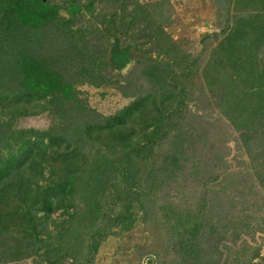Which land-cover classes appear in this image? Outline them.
<instances>
[{"label":"rangeland","instance_id":"rangeland-1","mask_svg":"<svg viewBox=\"0 0 264 264\" xmlns=\"http://www.w3.org/2000/svg\"><path fill=\"white\" fill-rule=\"evenodd\" d=\"M25 1L35 26L0 40V264H264V0ZM17 209L32 233L4 229Z\"/></svg>","mask_w":264,"mask_h":264},{"label":"trees","instance_id":"trees-1","mask_svg":"<svg viewBox=\"0 0 264 264\" xmlns=\"http://www.w3.org/2000/svg\"><path fill=\"white\" fill-rule=\"evenodd\" d=\"M23 1H24V3H26L25 0H23ZM243 1H246V2H248L250 4H252L250 2V0H243ZM3 3H4V0H1L0 4L3 5V6H0V12H2L4 14V18H3L4 20L3 21L0 20V24H2L3 22L6 23V27H4V29H3V27L0 25V40H2L4 38H6L7 40H10V39H13V37H18L16 39H19V41H20L23 38L22 34H23L24 30L25 31L27 30L25 27L22 26V23L27 22L28 25L35 26L34 20H29V21L27 20V18L29 19V17L32 16V13H31V9L32 8L27 9V7L24 5V3L21 4L20 1H19V2L15 3V5L17 4V7L15 8L16 10L14 8H11V9H9L8 14H6L7 8L4 6ZM27 36H28V34H27ZM232 48H233V56H234L235 60L237 61L236 64L242 65V62H241V59H240L242 57H240V55H238L240 49H238L235 44L232 45ZM247 54H250V52H247ZM254 54L255 53H253V55ZM244 58H245L246 62L248 63L249 60L251 61V59L255 58V57H249L248 56V57H244ZM118 59L122 60V59H124V56H120ZM260 64H262V65H260V66L255 65V67H260L259 76H261V74H262V72L264 70L263 69L264 68V60H263V63L261 62ZM248 67L253 72L254 66L251 65V66H248ZM242 77H243V75H242ZM242 77L238 78V76H237V78H236L238 83L241 84V85L244 82L243 81L244 79ZM249 77L250 76L247 74V79H249ZM260 80L259 81L257 80V84L255 86H253L254 89H257L256 86L259 84ZM263 85H264V81H263ZM244 87L247 89V92L249 91V89H253L252 86H248V84H246V83H245ZM258 88H261V87L258 86ZM254 89L252 90L253 92H251L252 94L249 97V99L253 103L252 106H254V107H251V110H253V112L258 111L256 109V107L264 108V99L262 101V99L259 98V95L263 94L264 89L263 90L259 89L260 91L259 90H254ZM228 103H230V101H228ZM248 106H250V105L248 104ZM116 134H117L116 130L114 131L113 129H110V133L108 135L109 136L108 139H109L110 142L112 141L114 135H116ZM70 161H71L70 163L72 164V159L71 158H70ZM85 163H87V162H85ZM87 164H89V165H87L86 168L84 167V169H81L84 172L87 171V175L85 174L82 177L85 178V183H88L89 185L93 186L99 180L100 175H97V176H95V177H93L91 179V177H92L91 173H89L88 171H90V168L92 167V164H90V163H87ZM79 170H80L79 168H75V169L72 168V170H70L71 172L68 173V176H64L63 185H65V187H69V185H73V184L75 185L76 183L83 182V179H80L81 177H78V171ZM31 174L34 175L33 172H31ZM86 181H88V182H86ZM21 185L22 186H17L16 189H14V191L12 192V196L13 197L17 196V195L20 196L21 201L24 203L23 205H27L30 208L34 207V211H39L41 208H43V204H42V207L40 208V203L38 202V196L42 192H37L36 191V193H34V192L32 193V187L27 185L25 181ZM89 185H86V186H83V187L87 188V187H89ZM70 187L73 189V187H75V186H70ZM71 188H69L70 190L66 189V192H67V194L69 196L72 193V189ZM35 190H38V188H36ZM86 193L87 192H85V194ZM84 197L87 198V201H88V202L84 203V206H83L84 212H85V214L87 216L88 213H93L92 211H94V209H95L96 199H94L91 194L84 195ZM84 197L82 199H84ZM82 211L83 210L81 209V215L78 218V220H82V218L84 219V217H85V215L82 213ZM93 214L91 215V217H89V216L86 217V221H88V222L86 223L85 228H88L89 226H92L89 223L91 222V219H94ZM13 216L15 218L20 216L19 217V224H17L16 219H15V222H13V223H10V222L7 221L6 222L7 226L4 229H9V228H14V229L17 228L18 229L19 226L21 225L20 221L24 220L25 222L23 223V225L19 229H21L24 234H29V233H32L34 231L35 228H34V225L32 223L33 222V217L28 212L23 214L20 210L17 209L14 212ZM1 219L2 218H0V222L2 221ZM71 251H72L71 254L74 255L75 254V250L73 248H71ZM22 253L23 252H18L16 254H14V257L17 258V257L21 256ZM9 259L12 260L13 258L10 257Z\"/></svg>","mask_w":264,"mask_h":264}]
</instances>
